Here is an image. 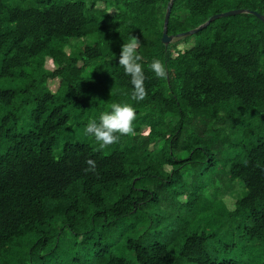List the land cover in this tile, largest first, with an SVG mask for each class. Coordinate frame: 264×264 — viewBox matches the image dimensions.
Segmentation results:
<instances>
[{"label": "trees", "instance_id": "trees-1", "mask_svg": "<svg viewBox=\"0 0 264 264\" xmlns=\"http://www.w3.org/2000/svg\"><path fill=\"white\" fill-rule=\"evenodd\" d=\"M169 3L0 0V264H264V21L165 45ZM231 9L264 15V0H173L168 33ZM132 39L142 101L119 63ZM114 103L136 108L133 131L101 147L86 126ZM179 149L198 167L181 173Z\"/></svg>", "mask_w": 264, "mask_h": 264}, {"label": "clouds", "instance_id": "clouds-1", "mask_svg": "<svg viewBox=\"0 0 264 264\" xmlns=\"http://www.w3.org/2000/svg\"><path fill=\"white\" fill-rule=\"evenodd\" d=\"M141 56L138 54V41L132 39L122 46L119 63L124 67L127 74L132 77L134 85V99L142 101L147 96L145 87V73L140 63ZM151 72L158 78H164L168 74L167 66L160 59H153L150 65ZM136 119V108L129 103H114L110 110L102 111L98 121L93 119L87 123L86 131L95 136L104 147L118 142L122 135L133 131V122ZM89 164L95 167L94 161Z\"/></svg>", "mask_w": 264, "mask_h": 264}, {"label": "rangeland", "instance_id": "rangeland-1", "mask_svg": "<svg viewBox=\"0 0 264 264\" xmlns=\"http://www.w3.org/2000/svg\"><path fill=\"white\" fill-rule=\"evenodd\" d=\"M98 6H99V7H104L103 2H102V1H99V2H98ZM108 10H109L111 13H113V12L115 11V9H114L113 7L108 8ZM179 38H180V37L175 38L174 40H172V42L176 41V40L179 39ZM172 42H171V43H172ZM169 45H170V44H169ZM179 48H181V49L185 48V42H181V43L179 44ZM173 53H174V55H176V52H173ZM48 63L51 64L50 62H48ZM49 64H48L47 66H48V67H51ZM56 84H58V82H57L56 80H50V81H49V86H50V87H53V88H54V87H56ZM183 111H184V114H185V119H184L185 123L196 120V117H195V115H194L195 113H194L191 109L185 107V108H183ZM181 118H182V116H181V114H179V115L176 116V117H170V118L168 119V121H169V122H170V121H173L174 124H176L177 121H178V120L180 121ZM176 125H177V124H176ZM145 132L147 133L148 130L146 129ZM223 137H224V136H223ZM183 140H184V139H183ZM180 142H182V141H180ZM215 142H216V140H213L212 144H214ZM219 142H220V141H219ZM184 143H185V142H184ZM193 152H194V150H192V149H179V151L175 150L174 155H172V154L170 153V155L172 156V158L174 159V161H176V160H178V159L185 160V158H186L187 160H190V162H188V163H186V164H184V165H182V166L179 167V171H180L181 173H187V172L193 170V167H195V166H196V168L198 167V156H195V157H194V156H193ZM175 165H176V164H175ZM172 168H173V166H172ZM168 169H171V167H168ZM200 172H203V171L200 170V171H198L197 173H200ZM183 176L186 177V174H183ZM180 199H183L182 201L185 200V198H183V197H181ZM225 199H226V202H227L229 208H234L235 199L232 198V197H230V196H227ZM175 210H176V209H175ZM155 221H160V219H159V215H158V214L156 215V219H155ZM135 226H139V227H141V228H144V226L142 225L141 222L134 220V221H132L129 225H127L126 227H124V229H126V230L129 232V229L132 228V227H135ZM121 232H122L121 230L118 231V233H121ZM128 257H129L130 259H132V260L134 261L135 264H137V263L135 262V259H134V256L132 255V253H128Z\"/></svg>", "mask_w": 264, "mask_h": 264}, {"label": "water", "instance_id": "water-1", "mask_svg": "<svg viewBox=\"0 0 264 264\" xmlns=\"http://www.w3.org/2000/svg\"><path fill=\"white\" fill-rule=\"evenodd\" d=\"M172 2H173V0H170V3L168 5V7H167V11H166V14H165V22H164L163 35H162V42L165 45H169L172 42V40H174L177 37L195 34L198 30H201L202 28H204L205 26L210 24L213 20L218 19L220 17H226V16H231V15H236V14H239V13L249 12L251 14L256 15L257 17H259L261 20L264 21V15H262V14L256 12V11H250V10H246V9H231V10H228V11H225V12L216 13V14L212 15L206 22H204L203 24H201L200 26H198V27H196L194 29L182 32V33H180L178 35H170L168 33V23H169L171 8H172Z\"/></svg>", "mask_w": 264, "mask_h": 264}]
</instances>
